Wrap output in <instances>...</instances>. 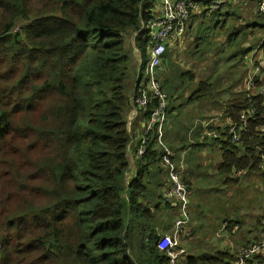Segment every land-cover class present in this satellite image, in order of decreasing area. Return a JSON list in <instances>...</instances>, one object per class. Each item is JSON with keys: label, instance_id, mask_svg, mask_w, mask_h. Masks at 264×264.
I'll return each mask as SVG.
<instances>
[{"label": "trees", "instance_id": "trees-1", "mask_svg": "<svg viewBox=\"0 0 264 264\" xmlns=\"http://www.w3.org/2000/svg\"><path fill=\"white\" fill-rule=\"evenodd\" d=\"M155 9L156 0H0V264H172L162 245L170 233L158 232L176 205L164 197L163 151L152 135L136 156L128 116L130 50L140 61L136 89ZM257 14L251 30H238L243 38L260 40ZM251 107L240 144L229 127L217 130L228 178L264 173V95L243 97L228 114L238 122ZM235 258L209 249L185 264Z\"/></svg>", "mask_w": 264, "mask_h": 264}, {"label": "crops", "instance_id": "crops-1", "mask_svg": "<svg viewBox=\"0 0 264 264\" xmlns=\"http://www.w3.org/2000/svg\"><path fill=\"white\" fill-rule=\"evenodd\" d=\"M173 1L175 0H156V9L153 15L161 14L162 3ZM198 1L201 2V6L189 19L185 33L167 43V49L159 71L161 72L167 62L171 70L176 69L178 66L184 69L183 72L176 71L173 75V77L176 76V79H179V77L182 79L178 81L172 79V84L167 85L164 90L168 95L177 96L176 91L180 93V90L185 88V84H193L192 92L189 91L188 101L197 103L193 107V110L196 109L193 119H204V128L202 126L200 129L196 127L193 130V135L189 134L191 137L189 141L182 137V132L176 124L173 129L167 128V133L170 134V131H172L171 139L176 147L173 146V159L182 167L180 170L184 172L186 178L190 179L193 193L196 188V174L192 165L194 160L204 153V194L208 196L204 201V208L214 209L212 207L223 206L225 213L221 217V229L225 231L228 227H231L232 232L235 233L245 222V215L235 214L236 207L234 204L227 207L220 202L221 196L225 194L220 196L219 192H210L218 186L222 188L236 186V189L246 195L249 187L239 186L246 177L250 183H255L253 192L263 197L259 204L257 202L253 203L254 209H264V173L262 163H260L259 168L262 172L243 170L240 171L239 175L232 177L237 182H227L228 179L232 178L220 174L223 150L216 139L219 140L223 132L217 130L226 131L228 128L232 118L228 114V110L236 101H242L243 97L250 98L251 96L255 97L257 94L264 95V68L262 67L264 33H261L260 40L257 41L258 38H255L254 35L248 34L246 38H243L238 32L240 28L251 30V26L258 23L262 17L257 14V11L252 10L251 2L247 0H239L240 2L235 4L229 3V5L223 6L219 11L210 15L206 12L211 0ZM244 9L249 10L247 18L242 15ZM210 16L213 18L209 19ZM241 18L245 19L247 23L238 24ZM203 31L204 38L202 37ZM233 33H236L237 36H233ZM250 78H255L259 86L250 89L248 87ZM134 90L133 87V92ZM238 94H244V96H238ZM172 108H175L174 104ZM131 112L132 108L128 116L135 132V142L138 144L137 141L144 130L145 117L143 116L145 113L140 114L141 112H137L132 116ZM188 125H192V122H189ZM182 141H188L187 146L189 147L183 148ZM195 146L199 147V152L196 151ZM132 152L135 153L134 150ZM243 155H247L245 148L240 149L239 156ZM189 169L190 171H188ZM185 170L188 172L186 173ZM243 201L244 199L240 200L238 207L244 206ZM257 216L259 217L257 221L261 224L260 220L264 219V212L258 213ZM249 229L247 226L240 233L242 244L238 243L236 245L237 247L233 249L234 253H237L240 247L264 238V227L263 230L259 227V230H254L255 232H249Z\"/></svg>", "mask_w": 264, "mask_h": 264}, {"label": "built area", "instance_id": "built-area-1", "mask_svg": "<svg viewBox=\"0 0 264 264\" xmlns=\"http://www.w3.org/2000/svg\"><path fill=\"white\" fill-rule=\"evenodd\" d=\"M230 2L231 0H211L206 13L208 15L213 14ZM254 3L255 9L260 14H264V0H254ZM199 6H201V2L198 0H175L162 3L161 14L153 15L149 20L146 27L151 42L147 53L148 58L144 66V72L138 78L137 87L131 98L132 116L139 111L147 113L144 130L137 141L135 154L138 157L144 156L147 152L150 136H156L157 147L163 151L161 164L166 174L164 197L167 200L174 201L173 199H175L181 203V216L175 220L172 234L170 233L162 240V245L171 257L172 264H178L177 248L180 245L179 237L184 233V225L188 220L186 209L189 201L187 185L183 179V172L180 170L182 167L174 161L173 151L165 141V109L168 94L163 89V85L158 78V72L163 63L167 43L185 33L189 19ZM262 67L264 68V59ZM255 83V78H250L248 87L250 89L254 88ZM254 113L255 109L251 107L240 113L238 122L230 120L228 127L233 144L241 143L248 128L249 119ZM260 131L264 132V126L261 127ZM262 168L264 169V162ZM240 173L238 171L236 175ZM257 257H262L264 260V238L240 247L236 253V258L227 264H248L250 261L252 264H256Z\"/></svg>", "mask_w": 264, "mask_h": 264}, {"label": "rangeland", "instance_id": "rangeland-1", "mask_svg": "<svg viewBox=\"0 0 264 264\" xmlns=\"http://www.w3.org/2000/svg\"><path fill=\"white\" fill-rule=\"evenodd\" d=\"M249 2V0H247ZM239 0H231L230 4L239 3ZM229 5V4H228ZM249 10H243V16L245 18L248 17ZM213 18L210 16L209 19ZM245 24L247 21L243 18H241L240 22L238 24ZM202 37L204 38V31L202 32ZM126 45L128 46L129 43L126 40ZM139 58L138 56L130 50V70H129V78L126 82L127 86V95L132 96L133 95V81L135 79V72L137 70L138 72V64H139ZM176 71L183 72L184 69L181 66H178L176 69L171 70L169 63L165 64L161 70V72H158V78L160 82L163 85V89H166L167 85L172 84V79L175 81L181 80L182 78L179 77V79H176V76L173 77L174 73ZM144 72V67L141 71ZM139 75V72L136 74V77ZM193 90V84H185V88L180 90V93H177V96H171L168 95V98L166 100V109H165V115H166V121H165V141L167 145L172 148L171 150H174L176 148L174 146V143L171 139L172 131H170V134H168L167 128H172L176 124L177 128H180V131L182 132V137L187 139L188 141L191 139L189 134L194 133V129L197 127L200 129L202 126L204 128V119H193L194 114L196 113V109L193 110L194 104H197L196 102H189V91L192 92ZM165 91V90H164ZM168 94V93H167ZM238 96H244V94H238ZM190 103V104H189ZM175 105V108L173 109L172 106ZM142 114V112L140 113ZM144 117V116H143ZM189 122H192V125H188ZM171 129V130H172ZM177 131V129H175ZM136 131V130H135ZM188 131V133H187ZM175 133V132H174ZM135 135V132H134ZM136 141V138H135ZM134 141L133 150H136V142ZM188 141H182L183 148H187V142ZM174 146V148H173ZM186 146V147H185ZM197 152H199V147H194ZM188 155V152H187ZM187 157V156H186ZM195 172V184L196 188L194 190V193L192 192L191 184L187 186V196L189 205L186 209V212L188 214V220L187 223L184 225V233L180 235V245L177 248V263L178 264H185L187 256L190 254H203L205 251L209 249H213L217 251V249H224L230 251L232 254L236 255V253L233 252V249H235L238 243L242 244L240 242V233L245 230L248 226L249 232H255L254 230H259V227H261V224L257 221L259 218L257 215L258 213L264 212V209H254L253 203L259 202L262 200V196L259 194H255L253 191L255 190L254 182H249L246 177L242 180L239 186H248L249 189L246 192V195L242 194L238 189H236V186L233 188H222L217 187L213 189L210 193L219 192L220 196L221 194H225L224 196H221L220 202L224 203L227 207H230L231 204L235 205V214H244L245 222L242 224L240 229L233 233L231 230V227L226 226L225 231L221 229L222 223H221V217L225 213L223 206L218 207H212L211 208H204V201L208 198L204 194V153L200 155L197 159L194 160V163L192 165ZM190 171V169L188 170ZM249 172V171H248ZM241 199H244L243 207H238V204ZM175 205L174 212L172 214L165 213L162 216L161 221L166 223V228L158 229L159 233H163L164 231H167L172 234L174 222L177 218L181 216V203L173 199ZM167 229V230H165ZM167 233V234H169ZM233 241V243H232ZM217 248V249H216Z\"/></svg>", "mask_w": 264, "mask_h": 264}, {"label": "water", "instance_id": "water-1", "mask_svg": "<svg viewBox=\"0 0 264 264\" xmlns=\"http://www.w3.org/2000/svg\"><path fill=\"white\" fill-rule=\"evenodd\" d=\"M129 156H130V162L132 164L133 163V159H132L131 155H129Z\"/></svg>", "mask_w": 264, "mask_h": 264}]
</instances>
